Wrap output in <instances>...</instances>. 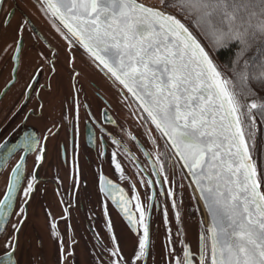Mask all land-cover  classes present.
Wrapping results in <instances>:
<instances>
[{
	"label": "snow or ice",
	"instance_id": "snow-or-ice-1",
	"mask_svg": "<svg viewBox=\"0 0 264 264\" xmlns=\"http://www.w3.org/2000/svg\"><path fill=\"white\" fill-rule=\"evenodd\" d=\"M4 3L0 0V7ZM40 5L56 31L70 45L82 48L105 75L120 85L124 99L127 93L135 101L141 119L150 126L149 136L152 129L159 134L150 141L153 151L140 148L157 179L142 177L139 184L145 188L143 195L148 201L156 200V185L161 187L159 194L172 201L178 229L175 235L167 230L165 264H264V173L258 172L253 155L256 117L264 122V101L250 99L255 94L249 86L251 81L264 84V63L255 66L251 57L241 63L256 37L264 36V0H159L158 6L141 0H40ZM170 7L190 19L207 43L171 14ZM233 44L238 45V51L232 65L234 78L228 79L213 53ZM103 115L111 123L107 112ZM129 139L136 138L129 134ZM160 139L164 141L163 151ZM113 143L139 172L144 171L127 146L115 138ZM38 144V139L27 133L18 144L0 143V169L7 167L17 150L27 154ZM45 151L39 150L37 162L44 159ZM117 157L116 152L111 156L113 175L125 180ZM24 164L25 156H21L0 199V232L12 214ZM169 168L172 176L179 168L181 179L189 178L192 199L203 205L202 216H207L206 226L201 219L195 249L185 241L180 227L175 186L163 189L165 184L174 185ZM35 180L33 174L23 190L24 204ZM98 185L137 242L132 257L126 258L108 219L110 246L97 245L100 251L93 253L96 264H148L154 255L150 227L153 204L142 201L135 183L130 185L129 195L101 173ZM20 213H25L24 207H20ZM104 215L108 217L106 205ZM164 220L167 225L166 209ZM52 227L55 235V224ZM12 229L20 230L17 225ZM17 247L18 240L6 239L0 264H18ZM60 252L62 264L74 257L63 242Z\"/></svg>",
	"mask_w": 264,
	"mask_h": 264
},
{
	"label": "flooded vegetation",
	"instance_id": "flooded-vegetation-1",
	"mask_svg": "<svg viewBox=\"0 0 264 264\" xmlns=\"http://www.w3.org/2000/svg\"><path fill=\"white\" fill-rule=\"evenodd\" d=\"M125 94L127 99L121 96V86L105 75L88 54L56 31L38 0H5L0 7V143L18 144L27 133L39 144L27 154L17 150L7 167L0 169L3 199L11 169L25 156L24 178L12 214L0 232V255L5 240L12 238L13 242L18 240V264H62L63 242L65 250L74 253L63 264H96L93 253H99L97 245L110 246L111 234L106 226L110 219L123 255L131 258L137 237L111 199L100 192L98 176L103 173L129 195L130 185L135 183L142 201L153 204L150 227L154 255L148 264H165L167 230L175 235L178 229L172 201L159 194L160 185L154 189L156 200L148 201L143 195L145 188L139 184L142 177L157 179L140 148L153 151L150 141L158 133L152 129L149 136L150 126L141 119L135 101ZM105 112L111 123L105 120ZM129 134L136 139H129ZM114 138L127 146L143 172L118 149ZM158 143L163 151L162 139ZM41 148L46 149L44 159L37 162ZM114 152L118 153L125 180L119 174L113 175ZM171 171L169 168L174 185L165 184L163 189L175 186L180 227L185 241L195 249L201 220L179 168L174 176ZM33 174L34 190L24 204L23 190ZM20 207L25 208L24 214ZM13 225L19 227V232H13ZM107 256L105 252V261Z\"/></svg>",
	"mask_w": 264,
	"mask_h": 264
},
{
	"label": "trees",
	"instance_id": "trees-1",
	"mask_svg": "<svg viewBox=\"0 0 264 264\" xmlns=\"http://www.w3.org/2000/svg\"><path fill=\"white\" fill-rule=\"evenodd\" d=\"M168 11H171L172 13L177 15V17L181 19V21L185 23L186 26L189 27L193 34L196 35L202 43H207L204 37L201 36L200 33L196 30L192 21L188 18H185V16L182 15L177 8L170 7ZM237 51L238 45L233 44L230 45L227 49H220L217 52L213 53L215 63L217 64L222 74L228 79L234 78L232 72V65ZM249 57H251L255 66H259L260 64L264 63V36L256 37V39L252 42L248 52H246L244 57L242 58L241 63H243L244 59H248ZM249 86L252 88V91L255 94L254 96L264 97V84H261L256 81H251ZM256 119L257 128L254 141L253 155L257 163L258 172L264 173V122L261 121L259 116H257Z\"/></svg>",
	"mask_w": 264,
	"mask_h": 264
},
{
	"label": "water",
	"instance_id": "water-1",
	"mask_svg": "<svg viewBox=\"0 0 264 264\" xmlns=\"http://www.w3.org/2000/svg\"><path fill=\"white\" fill-rule=\"evenodd\" d=\"M39 1V3H40V0H38ZM171 14H173V13H171ZM173 15H175V14H173ZM176 16V15H175ZM50 18V17H49ZM178 18V17H177ZM50 20H51V18H50ZM79 47V46H78ZM80 48V47H79ZM80 49H82V48H80ZM83 50V49H82ZM84 51V50H83ZM85 52V51H84ZM86 53V52H85ZM87 54V53H86ZM183 175V174H182ZM185 179V181H186V184H187V186H188V184H189V178H187V177H185L184 178ZM189 188V187H188ZM189 190H190V193H191V195L193 196V192H192V189H190L189 188ZM194 202H195V205H196V209H197V211H198V214H199V217H200V220L203 218V220H204V223H205V226L207 225V216L206 215H204V216H202V213L204 212V209H203V205L202 204H199L198 202H197V200H194ZM199 209V210H198ZM3 226V225H2Z\"/></svg>",
	"mask_w": 264,
	"mask_h": 264
},
{
	"label": "rangeland",
	"instance_id": "rangeland-1",
	"mask_svg": "<svg viewBox=\"0 0 264 264\" xmlns=\"http://www.w3.org/2000/svg\"><path fill=\"white\" fill-rule=\"evenodd\" d=\"M141 2L146 3V4H150L153 6L159 5V0H141ZM250 99H257L258 101H264V97H262V96H254Z\"/></svg>",
	"mask_w": 264,
	"mask_h": 264
}]
</instances>
